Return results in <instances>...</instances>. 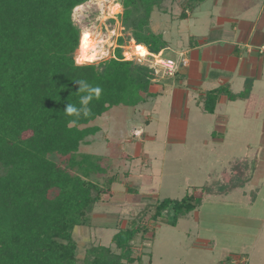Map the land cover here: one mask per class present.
Wrapping results in <instances>:
<instances>
[{
    "label": "trees",
    "instance_id": "trees-1",
    "mask_svg": "<svg viewBox=\"0 0 264 264\" xmlns=\"http://www.w3.org/2000/svg\"><path fill=\"white\" fill-rule=\"evenodd\" d=\"M86 1L0 0V264H140L135 245L169 210L172 224L204 198L226 197L249 180L246 161L234 159L224 181L205 183L197 195L180 200L162 199L128 219L112 236L110 246L116 251L109 245L79 251L75 229L92 227L95 206L116 182L112 176L101 182L90 178L101 172V158L79 153L87 137L99 131L90 124L113 107H133L155 97L150 92L152 71L124 60L119 49L107 60L74 64L80 31L71 14ZM163 1L120 0L123 31L151 54L167 48L150 27L153 9ZM205 1L187 0L178 19L186 20L187 12ZM76 79L103 92L90 103L92 114L71 127L73 117L63 111L67 102L79 106ZM220 96L247 100L245 115L250 114L249 83L237 94L226 85L208 90L196 104L213 114Z\"/></svg>",
    "mask_w": 264,
    "mask_h": 264
},
{
    "label": "rangeland",
    "instance_id": "rangeland-1",
    "mask_svg": "<svg viewBox=\"0 0 264 264\" xmlns=\"http://www.w3.org/2000/svg\"><path fill=\"white\" fill-rule=\"evenodd\" d=\"M186 2L164 0L151 13L152 31L167 43L165 58L177 60L180 52L196 47V40L201 44L207 24L240 18L254 6L245 0H206L193 13L187 12L186 20H179ZM75 8L71 19L80 31L79 45L83 36L94 39L95 62L112 58L118 49L124 60L136 62L131 49L135 42L121 24L120 0H87ZM80 54L77 51L76 55ZM140 59L144 65L153 61ZM175 79L166 78L158 84L162 95L133 107H113L90 124L99 131L79 147L80 154L101 158V172L90 178L101 182L103 177L112 176L116 182L95 206L92 227L75 229L78 249L110 246L117 228L128 219L162 199L180 200L197 195L205 183L224 181L230 175V162L244 158L249 170L244 167L249 179L244 189L224 198H204L198 208L180 215L172 224L169 210L143 243L135 245L134 255L141 256L140 264H222L223 258L264 264V168L262 177L255 181L257 186L251 181L256 162L264 167L257 121L242 117L241 103L224 101L230 130L219 135L216 116L197 109L189 84H177ZM137 130L139 135L134 134ZM209 241L210 246L206 244ZM110 247L116 251L114 245Z\"/></svg>",
    "mask_w": 264,
    "mask_h": 264
},
{
    "label": "crops",
    "instance_id": "crops-1",
    "mask_svg": "<svg viewBox=\"0 0 264 264\" xmlns=\"http://www.w3.org/2000/svg\"><path fill=\"white\" fill-rule=\"evenodd\" d=\"M245 3L254 6L245 11V15L240 18L230 17L220 24H207L206 30L201 33L204 37L201 44L196 40V47H189L186 51V55H189L188 66L173 78L176 77L177 84L183 85L185 81L189 84L193 91L194 106L199 110L201 105L196 104L199 94L224 85L231 93L237 94L243 90L245 83H249L251 109L249 115H245L247 100L231 101L226 96H220L211 116H216L215 124L219 135L226 134L230 130V116L224 113L226 107L224 101L232 104L241 103L242 117L245 120L254 118L257 121L256 128L260 129L261 134L259 150L264 158V55L258 53V48L264 45V0H245ZM161 81L150 85V92L155 96L164 93L158 86ZM180 100L185 101V97L182 96ZM216 112L218 115L215 114ZM171 121L177 120L171 119ZM260 165L261 162L255 164V174L251 179L253 186H257L255 181L258 182L262 177L264 167ZM228 176L229 174L225 179ZM244 194L245 192H242V195ZM206 244L210 246L212 242Z\"/></svg>",
    "mask_w": 264,
    "mask_h": 264
},
{
    "label": "clouds",
    "instance_id": "clouds-1",
    "mask_svg": "<svg viewBox=\"0 0 264 264\" xmlns=\"http://www.w3.org/2000/svg\"><path fill=\"white\" fill-rule=\"evenodd\" d=\"M78 51L82 54L75 55L73 57V62L78 67L84 64H91L97 59L95 53L91 52V43L87 36L82 37V42L78 46ZM74 82L79 86L78 93L82 94L79 96V106H77V104L67 102L63 111L66 116L73 117V119L68 122L71 127L77 125L81 116L88 117L92 114L89 105L93 99L98 100L103 92V89L100 86H93L88 83L87 80L76 79ZM134 134L139 135V130H137Z\"/></svg>",
    "mask_w": 264,
    "mask_h": 264
},
{
    "label": "built area",
    "instance_id": "built-area-1",
    "mask_svg": "<svg viewBox=\"0 0 264 264\" xmlns=\"http://www.w3.org/2000/svg\"><path fill=\"white\" fill-rule=\"evenodd\" d=\"M258 53L264 55V45L258 48ZM133 58H136V62L140 65H144L140 58H151L150 63L147 66L153 73V82L161 81L166 78H173L179 71L180 68H186L189 64V60L186 57V52H180L177 60L172 58L163 57V51L158 52L157 54H149L146 57H138L133 55ZM222 264H246L245 258H233L231 260L224 261Z\"/></svg>",
    "mask_w": 264,
    "mask_h": 264
},
{
    "label": "bare ground",
    "instance_id": "bare-ground-1",
    "mask_svg": "<svg viewBox=\"0 0 264 264\" xmlns=\"http://www.w3.org/2000/svg\"><path fill=\"white\" fill-rule=\"evenodd\" d=\"M88 39L91 43V52H94V50H93V48L95 49V47H93L94 46V39H91L90 36L88 37ZM131 49H132V54L135 56L146 57L147 55H149L148 50L142 45L135 44V45H133V47Z\"/></svg>",
    "mask_w": 264,
    "mask_h": 264
}]
</instances>
